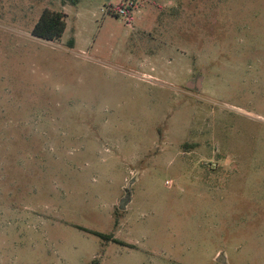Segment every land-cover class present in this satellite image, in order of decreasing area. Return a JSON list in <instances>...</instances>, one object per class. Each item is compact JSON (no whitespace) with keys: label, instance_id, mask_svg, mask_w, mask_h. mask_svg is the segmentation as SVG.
<instances>
[{"label":"rangeland","instance_id":"obj_1","mask_svg":"<svg viewBox=\"0 0 264 264\" xmlns=\"http://www.w3.org/2000/svg\"><path fill=\"white\" fill-rule=\"evenodd\" d=\"M122 1L0 0V264H264V0Z\"/></svg>","mask_w":264,"mask_h":264},{"label":"trees","instance_id":"obj_2","mask_svg":"<svg viewBox=\"0 0 264 264\" xmlns=\"http://www.w3.org/2000/svg\"><path fill=\"white\" fill-rule=\"evenodd\" d=\"M71 4L75 5L79 0H69ZM67 28L65 20V14L59 11L44 10L41 17L33 27V35L46 40L60 39ZM69 44L73 45V40L69 41ZM95 235L104 239L107 242L113 241L114 243L124 245L114 239L111 235L95 232Z\"/></svg>","mask_w":264,"mask_h":264},{"label":"built area","instance_id":"obj_3","mask_svg":"<svg viewBox=\"0 0 264 264\" xmlns=\"http://www.w3.org/2000/svg\"><path fill=\"white\" fill-rule=\"evenodd\" d=\"M139 0H124L118 7V16H124L127 24H130Z\"/></svg>","mask_w":264,"mask_h":264},{"label":"water","instance_id":"obj_4","mask_svg":"<svg viewBox=\"0 0 264 264\" xmlns=\"http://www.w3.org/2000/svg\"><path fill=\"white\" fill-rule=\"evenodd\" d=\"M201 78V77H200ZM193 86H195V87H197L199 90L202 88L201 87V79H199V81H198V83L195 85H192L191 83H188L187 84V88H194ZM128 190H129V188H128ZM125 201H127V200H124L123 202H122V204H121V208H124V203H125ZM218 261H223V257H222V255H220L219 257H218V259H217Z\"/></svg>","mask_w":264,"mask_h":264},{"label":"flooded vegetation","instance_id":"obj_5","mask_svg":"<svg viewBox=\"0 0 264 264\" xmlns=\"http://www.w3.org/2000/svg\"><path fill=\"white\" fill-rule=\"evenodd\" d=\"M199 79H201V87H202V78H200V77H198V78H196L195 80H191V81H189L188 83H191L192 85H196L197 83H198V81H199ZM187 83V84H188ZM186 87H187V85H186ZM194 88H189V89H191V90H194V91H200L197 87H195V86H193Z\"/></svg>","mask_w":264,"mask_h":264}]
</instances>
